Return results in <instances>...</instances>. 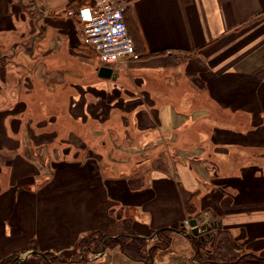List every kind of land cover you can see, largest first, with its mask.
<instances>
[{
  "label": "crops",
  "instance_id": "1",
  "mask_svg": "<svg viewBox=\"0 0 264 264\" xmlns=\"http://www.w3.org/2000/svg\"><path fill=\"white\" fill-rule=\"evenodd\" d=\"M80 1L0 0V48L11 52L1 54L8 56L9 68L0 77V87L8 85L0 94L5 102L0 105V261L17 252L25 258L15 264H42L41 256L25 254L35 246L57 256L61 264H80L69 256L78 238L92 230L148 238L205 212L219 225L212 229L210 242L213 232L220 234L217 238L230 236V245L244 241L247 233L264 237V171L252 165L226 173L224 190L221 181L207 182L202 169L188 164L154 167L152 157L150 166L118 173L103 171L95 157L74 158L54 164L43 182L35 181L43 170L23 156L24 145H42L46 133L36 131L23 116L32 93L22 88V72L15 73L14 87L5 84L12 78L11 69L28 63L32 72L24 79L35 93L66 92V103H56L57 111L66 113L65 121L82 124L89 117L105 119L108 112L119 111V125L134 135L125 132L118 142L134 136L148 143L156 133L191 126L189 113L199 109L190 97L196 96L207 97L229 118L238 116L247 123L246 129L233 122L215 124L213 132L222 129L224 135L215 138L211 133L205 139L215 145L264 146V138L253 135L264 125V0H125L126 25L141 56L135 53L119 65L128 70H116L113 79L97 74L90 78L93 58L84 46L81 24L62 12L68 3ZM48 62H78L87 69L61 74L45 69ZM157 97L167 101L158 104ZM72 121L62 142L86 144ZM51 133L53 142L57 129ZM205 184L210 186L203 189ZM171 235L167 249L146 262L115 251L131 264H166L193 250L190 238L177 231ZM99 254L85 264L101 261L107 250Z\"/></svg>",
  "mask_w": 264,
  "mask_h": 264
},
{
  "label": "rangeland",
  "instance_id": "2",
  "mask_svg": "<svg viewBox=\"0 0 264 264\" xmlns=\"http://www.w3.org/2000/svg\"><path fill=\"white\" fill-rule=\"evenodd\" d=\"M32 11L34 13V10ZM84 46H87L89 49H91L90 51L93 50V48L90 45H87L86 43L84 44ZM3 52L6 54L11 53L8 48H0V77L2 73H6L9 68L6 65V63L8 62V56L1 55ZM39 52H42V49L39 50ZM39 52H36V54H39ZM21 63L22 62H20V64ZM88 64L90 78L93 77V79H96V76L94 75L97 74V68L101 65L98 56L93 58V60H90ZM122 64L123 62L118 63L114 69L118 72H124L125 70H128L126 68H120L119 65ZM46 66L47 67H45V69H49L51 71H61V74L65 73L66 71L69 73L72 68L73 72H76V74H78L79 72L86 73L87 69L86 64L84 65L78 62H74L71 64L61 63L56 65L54 63L48 62ZM30 67L32 68V66L28 63L26 65H22V68L14 67L15 70L11 69L12 78H10L9 80H5V84L9 82L10 87H14V84L17 82V74L15 73H18L19 75V71H21L22 74H20V79L22 88H24L23 90L25 92L35 94V88H32V85L28 81V79H24L25 76L26 78H29L27 73L28 71L32 70ZM49 82L51 84L54 83L53 81ZM6 86H4L3 88L0 87V94H2L3 92H7L5 90ZM65 88L66 86L64 87V89ZM68 89L69 86H67L65 90L69 92ZM54 90H56V88H54ZM65 94L66 92H64V95L59 96V103H66L64 102L66 101ZM12 97L14 96L11 95V99L9 102L13 100ZM36 98H38L36 97V95L35 97H31V95L28 94L27 100L36 101ZM166 98L167 97H157L156 102L160 104L164 102ZM49 99L50 97H46L44 91V100L49 103ZM190 99L191 101H193V103L196 104L195 109H199L196 111V113H189V115H191V126L181 129H171V131H164V133L163 131L159 134L156 133V135H154L155 137H153V141L151 142L145 143L146 140L142 142H137L138 138L134 136L132 138L129 137L126 142H118V140L120 139L119 136H121V134L124 135L125 132H127V134L131 136L134 135V132L131 129L125 130L119 125V118L121 114L119 111H110L108 112V117L105 119L98 120L91 119V117H89L87 121L84 123L82 122V124L79 122L80 120L76 122L70 120V118L66 119L69 120V123L71 121L73 122L72 127L75 131H78L82 135V139H86V144H82L80 142L56 143V139L58 138H55V141L52 142L51 137L53 133H46L44 134L45 136L42 135L43 137H41V139L45 140V143H42V145H39V143H30L27 145L25 144L23 156L28 159L27 161L30 162V164L37 165L43 170L42 175L35 179V181L38 183L44 181L45 177L48 176L49 169L53 168L54 164L56 165L57 163L60 164V162L66 161L69 162L71 159L74 160V158L81 159L85 156L95 157L94 161L96 160V163L103 171H114L117 173L120 171L124 172L129 170H133L135 172V169H137L139 166H145L146 164L147 166H150V157L153 158L154 167L159 168L164 167L165 165L177 167L180 165L183 166L185 164H188L189 166L191 165L192 167L196 168L197 171H200L202 169L201 171L203 173V178H205L207 182L209 181L210 183L221 181L223 182L222 184L220 183V185L222 186L225 184L224 182L229 181H225V177H227L226 173H230L236 167L247 168L248 166L252 165L253 168H259L261 171H264V146L260 145L259 147H234V145L232 146L222 143L215 145L212 144L208 139H205V136L211 135V133H214L213 131H216L212 128L215 124L232 125L233 122L235 124V127H239V129H246V121L242 120V118L238 116L234 118H229L230 116H228L226 112L222 111L213 103H210L207 100V97L194 96L190 97ZM1 100L2 97H0V105L3 104L4 106L5 102H1ZM35 103L36 104L33 105V111H31V115H29L33 117V124L35 123V120L37 121L38 118L43 117L38 111V109L40 108H38L39 105L37 101ZM199 111H201V113ZM65 114L66 113H62L64 119L66 118ZM219 133L222 135V129H217V133H214L216 135L215 138L219 135ZM253 135L255 137H259V139H263L264 125L258 130H255L253 132ZM46 140H48V142ZM166 156L169 157V159H166ZM139 162H142L143 164H138ZM218 173L221 175V177H219V175L215 177V174L217 175ZM35 181H33V183H35ZM207 186L210 185L205 184V186H203V189H205ZM225 187L226 185L223 186V190L225 189ZM194 218L197 219L200 225L203 223L202 221H207L206 218H208L209 221H213L212 216H210V214L208 215L207 212L202 213L200 216L196 215L194 216ZM184 225L186 226L187 230H190L188 222L184 221ZM177 229H181V227H178ZM213 233V238L207 246H209V248L213 250V256H210H212V258L216 261L229 260L230 258L236 255L238 256V254L243 251H251L262 256L264 255V237L254 238L251 234L247 233L248 236L244 241L236 243L235 245H230V236L227 237V235L223 233L224 235L221 234L222 236L217 238V236H219L220 234L216 232ZM171 234L172 233L166 234L167 236L169 235L168 237H170V241L172 236ZM146 240L149 245L157 242V238L155 236L148 237L146 238ZM194 248L195 247H193V250L189 251L187 255H185V257L179 256L175 259V257L170 256L171 258L168 259V262L166 264H170V261L174 264H200L199 260L196 259L197 254ZM166 249L167 248H165V250ZM104 250H107V254L100 258L101 261L97 260L96 262H92L91 264H131L127 261L125 262L124 257L118 254L117 251H115L118 250L117 247L113 249L107 248ZM99 251H96L95 253H85L84 255L83 252L76 250L72 254H70L69 257L71 259L73 258L74 261H78L80 260V256L84 255L87 258L86 260L88 261L95 255H100ZM164 252L165 251H163V253ZM157 253H162V251L157 250L155 254ZM64 262H68V260H65ZM80 264H85V262H82Z\"/></svg>",
  "mask_w": 264,
  "mask_h": 264
},
{
  "label": "trees",
  "instance_id": "3",
  "mask_svg": "<svg viewBox=\"0 0 264 264\" xmlns=\"http://www.w3.org/2000/svg\"><path fill=\"white\" fill-rule=\"evenodd\" d=\"M87 0H82L79 3L75 4L74 2L68 3L62 10L63 13H66L67 10H77L79 6L86 5ZM127 10V7L125 9L124 13V21L125 24H127L125 12ZM127 31L132 37L128 26L126 25ZM133 44H134V51L135 53L140 57L141 54L138 51L139 49L136 46L135 39L132 37ZM91 49H88V53L92 58L97 57V53L95 51H90ZM40 88H46L45 85L39 86ZM37 89H39L37 87ZM35 90V89H34ZM33 90V91H34ZM59 90V89H57ZM41 92V93H40ZM35 93V92H34ZM57 93V94H56ZM56 95L49 96V103L44 100V92L39 91L38 93L32 94L31 97H38L36 98V101L39 105L38 111L41 113L43 117L38 118V120H35V123H32V118L30 114L31 111H33L34 104H36V101L29 100V111L25 112L23 115L25 119H30L31 123L33 124V128L37 130H41V133H51L52 131L57 129V138L56 143H61L63 139V135L66 133V130H69V120L64 119L62 113L65 112L57 111V105L59 96L58 92H56ZM47 97V96H46ZM34 99V98H33ZM34 102V103H33ZM46 102V103H45ZM32 103V104H31ZM49 107V108H48ZM67 117V115H65ZM40 124V125H39ZM73 126V125H72ZM71 126V127H72ZM173 231H176L174 228L165 227L161 228L157 231V234L155 237L157 238V242L153 243L151 245L148 244L145 237L132 235V234H118L115 236H109L103 231L99 229L92 230L84 235H82L80 238H78L75 251L78 250L80 252L85 253H95L96 251H99L103 247L105 249L107 248H118L123 254L128 256L129 258L136 260V261H143L146 262L148 260H151L153 256L155 255L157 250H161L163 248L168 247L169 245V238L166 234H170ZM211 236L208 233H202L201 235L191 239L192 244L195 247V252L197 254V258L200 262V264H264V255L256 254L255 252L251 251H243L238 254V256H234L230 258L229 260L225 261H216L212 258V256L209 255V252L211 251L208 243L210 242ZM32 245V242L31 244ZM46 255L45 259H42V264H61L57 256L53 255L50 252H43ZM80 256V260H78L80 263L86 261L85 256ZM74 261V259H71ZM76 261V260H75ZM6 264H15L16 261L10 260V261H4Z\"/></svg>",
  "mask_w": 264,
  "mask_h": 264
},
{
  "label": "built area",
  "instance_id": "4",
  "mask_svg": "<svg viewBox=\"0 0 264 264\" xmlns=\"http://www.w3.org/2000/svg\"><path fill=\"white\" fill-rule=\"evenodd\" d=\"M125 0H91L76 11L67 10L80 22L83 40L97 53L100 64L115 67L135 57L134 44L125 21Z\"/></svg>",
  "mask_w": 264,
  "mask_h": 264
},
{
  "label": "water",
  "instance_id": "5",
  "mask_svg": "<svg viewBox=\"0 0 264 264\" xmlns=\"http://www.w3.org/2000/svg\"><path fill=\"white\" fill-rule=\"evenodd\" d=\"M117 75V71L114 70L112 67L110 66H106L105 65H100L98 68H97V76H100V77H104V78H115ZM189 225H190V230H186L184 227H182L180 230H177L178 232H180L182 235H185L186 237L190 238V239H193L197 236H199L200 233H202L203 231H209V230H212V228L216 227L218 224L216 221H204L202 223V225H199V223L197 222V219L196 218H191L189 219ZM219 226V225H218ZM157 231H154L153 234L150 235L151 236H154L157 234ZM104 247L101 250V252L104 251ZM26 255L28 254H35V255H38L43 257V258H46V255L45 253L43 252H38L36 249H35V246H33L31 249H28L25 253ZM24 255V256H26ZM7 259H15V260H19V259H23L25 257H21V255L19 253H10V255H8L6 257ZM0 264H2V260L0 261Z\"/></svg>",
  "mask_w": 264,
  "mask_h": 264
}]
</instances>
